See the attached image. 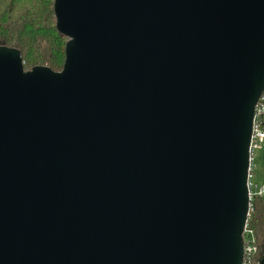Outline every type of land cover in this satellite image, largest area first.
<instances>
[{
	"label": "water",
	"instance_id": "water-1",
	"mask_svg": "<svg viewBox=\"0 0 264 264\" xmlns=\"http://www.w3.org/2000/svg\"><path fill=\"white\" fill-rule=\"evenodd\" d=\"M55 13L62 71L0 46V264H243L264 0Z\"/></svg>",
	"mask_w": 264,
	"mask_h": 264
},
{
	"label": "trees",
	"instance_id": "trees-1",
	"mask_svg": "<svg viewBox=\"0 0 264 264\" xmlns=\"http://www.w3.org/2000/svg\"><path fill=\"white\" fill-rule=\"evenodd\" d=\"M68 38L57 28L55 0H0V46L21 51L26 71L47 66L63 70ZM249 228L256 253L250 264L264 261V197L252 204Z\"/></svg>",
	"mask_w": 264,
	"mask_h": 264
},
{
	"label": "built area",
	"instance_id": "built-area-1",
	"mask_svg": "<svg viewBox=\"0 0 264 264\" xmlns=\"http://www.w3.org/2000/svg\"><path fill=\"white\" fill-rule=\"evenodd\" d=\"M264 147V93L258 101L255 108V117L253 122V131L250 143V165L248 172V188L250 197V212L244 230V261L243 264H250L256 253L255 237L253 231L249 228V220L252 213L253 200L256 197H264V183H255L253 166L254 153Z\"/></svg>",
	"mask_w": 264,
	"mask_h": 264
},
{
	"label": "rangeland",
	"instance_id": "rangeland-1",
	"mask_svg": "<svg viewBox=\"0 0 264 264\" xmlns=\"http://www.w3.org/2000/svg\"><path fill=\"white\" fill-rule=\"evenodd\" d=\"M254 181L258 184L264 183V147L254 153Z\"/></svg>",
	"mask_w": 264,
	"mask_h": 264
}]
</instances>
